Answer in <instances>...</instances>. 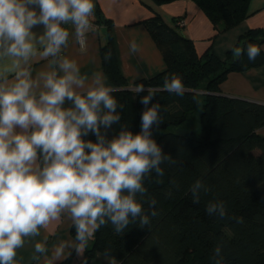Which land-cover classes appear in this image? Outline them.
<instances>
[{
  "label": "clouds",
  "instance_id": "1",
  "mask_svg": "<svg viewBox=\"0 0 264 264\" xmlns=\"http://www.w3.org/2000/svg\"><path fill=\"white\" fill-rule=\"evenodd\" d=\"M94 10L93 0H0V264H17L26 239L65 215L75 228L77 252L101 227L111 224L120 234L137 219L144 227L157 215L144 181L153 172L162 176L165 162L176 163L154 139L163 123L161 105L151 93L140 98L144 108L134 133L121 124L124 106L105 75L93 72L90 79L76 59L62 55L73 30L76 43L85 46L95 30ZM129 48L139 51L135 41ZM245 52L254 62L260 48L235 47L234 59ZM41 60L47 65L34 75ZM143 89L138 85L137 93ZM164 89L183 95L184 85L173 75ZM201 190L210 191L196 180L190 187L194 204ZM144 203L152 211L146 213ZM205 210L227 215L223 201L209 202ZM65 247L54 246L47 264L58 261ZM222 247L213 249L216 264H222ZM47 251L44 242L34 245L37 254Z\"/></svg>",
  "mask_w": 264,
  "mask_h": 264
},
{
  "label": "trees",
  "instance_id": "2",
  "mask_svg": "<svg viewBox=\"0 0 264 264\" xmlns=\"http://www.w3.org/2000/svg\"><path fill=\"white\" fill-rule=\"evenodd\" d=\"M151 1L158 5L174 0ZM192 1L215 29L211 40L249 13V0ZM94 11L96 20L107 24L100 54L114 96L124 106L121 124L138 132L144 108L140 98L153 94L163 118L159 130H154V139L176 163L165 162L162 176L153 172L144 181L148 197L157 201V215L149 217V225L140 227L137 219L120 234L111 224L101 227L85 247L80 264H89L95 252L116 264H216L212 257L217 244L223 245L222 264H264V104L220 94V84L229 72L264 65V29L245 31L220 59L211 43L197 53L179 26L169 25L154 11L140 22L160 50L165 69L129 85L117 64L111 20ZM249 43L260 48L257 59L249 61L246 52L234 59L233 49L246 48ZM108 53L111 59L106 61ZM173 75L181 78L183 95L164 89L165 79ZM138 85L144 88L139 94ZM194 116L196 128L188 126ZM180 126L185 127L183 131L173 130ZM119 127L114 126L115 131ZM196 180L210 189L206 194L201 190L199 204L193 203L190 191ZM216 201L225 203L224 218L206 213L207 204ZM144 210L152 211L147 203ZM241 218L243 222L238 223ZM70 231L75 238L73 226Z\"/></svg>",
  "mask_w": 264,
  "mask_h": 264
},
{
  "label": "crops",
  "instance_id": "3",
  "mask_svg": "<svg viewBox=\"0 0 264 264\" xmlns=\"http://www.w3.org/2000/svg\"><path fill=\"white\" fill-rule=\"evenodd\" d=\"M93 2L95 9L111 20L110 32L117 64L129 85L141 78L148 79L165 69L160 50L140 22L153 15L154 11L171 26L176 25V17L183 18L185 24L177 29L192 40L197 53H203L211 43L213 51L220 59L225 58L227 51L234 47L239 36L245 31L250 28L264 29V0H249L247 16L235 26L216 34L212 40L215 29L207 15L192 0H174L158 5L153 4L151 0H93ZM34 31L42 33L43 29ZM106 38L107 24L104 22H100L97 31H90L87 34L83 47L76 43L73 30L62 55L76 59L81 66V73H88L90 79L93 72H102L106 77V83L113 88L103 71L100 54V45ZM132 41L139 46L136 53L130 51L129 45ZM46 65L45 60L34 64L33 74ZM220 94L264 104V65L229 72L220 84ZM261 132H264V129H261ZM71 226V220L65 215L48 228H42L40 236L27 238L25 246L17 250V264H47V260L52 257L54 246L61 242L66 244L64 254L58 261H54V264H61L65 260H68L67 264H80L85 248L80 252L76 251V240L71 234ZM37 242L45 243L47 253L34 252V245ZM33 255H38L39 259L33 260ZM89 264H116V261L103 253L95 252Z\"/></svg>",
  "mask_w": 264,
  "mask_h": 264
},
{
  "label": "built area",
  "instance_id": "4",
  "mask_svg": "<svg viewBox=\"0 0 264 264\" xmlns=\"http://www.w3.org/2000/svg\"><path fill=\"white\" fill-rule=\"evenodd\" d=\"M91 19H92L93 24L95 25V30L94 31H97L98 28H99V24L100 23L96 20L95 11H94V15H93V17ZM184 24H185V22H184V19L183 18H179V19L176 20V25L177 26H182Z\"/></svg>",
  "mask_w": 264,
  "mask_h": 264
},
{
  "label": "rangeland",
  "instance_id": "5",
  "mask_svg": "<svg viewBox=\"0 0 264 264\" xmlns=\"http://www.w3.org/2000/svg\"><path fill=\"white\" fill-rule=\"evenodd\" d=\"M189 127H192V128H196L198 127V122H197V119H196V116H194L192 118V120L190 121V123L188 124ZM185 127L183 126H180V127H174L173 130H176L178 132H181L184 130Z\"/></svg>",
  "mask_w": 264,
  "mask_h": 264
}]
</instances>
